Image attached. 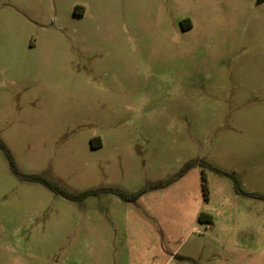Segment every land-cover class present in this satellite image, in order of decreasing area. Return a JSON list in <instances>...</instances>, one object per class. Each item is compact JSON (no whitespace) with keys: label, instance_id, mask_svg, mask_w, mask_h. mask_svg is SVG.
<instances>
[{"label":"rangeland","instance_id":"obj_1","mask_svg":"<svg viewBox=\"0 0 264 264\" xmlns=\"http://www.w3.org/2000/svg\"><path fill=\"white\" fill-rule=\"evenodd\" d=\"M0 139V264H264V0H0Z\"/></svg>","mask_w":264,"mask_h":264},{"label":"trees","instance_id":"obj_2","mask_svg":"<svg viewBox=\"0 0 264 264\" xmlns=\"http://www.w3.org/2000/svg\"><path fill=\"white\" fill-rule=\"evenodd\" d=\"M0 149H2L4 151V153L6 154V156L8 157V159L10 161L11 166L14 168V163H13L12 157H11L9 151L7 150L4 142L1 139H0ZM193 164H194V162L188 163L186 168H184L182 170V172L185 171V169H187L188 167H190ZM30 178H32L34 180H39V181L44 182L47 186H49L50 188L56 190L57 192H60L61 194H63L67 198H77V197H79L78 195H74L72 193H69V192L63 190L57 184H55L53 182H50L49 180L44 179L41 176L34 175V176H31ZM202 178H203V180H205L204 174L202 175ZM203 187H204L205 193L207 194L208 191H207V187H206L205 181H204ZM111 190L115 191L124 200H135L136 197H138V194H128L126 192L120 191V190L115 189V188L111 189ZM251 195H255V194L253 193ZM198 218H199L200 221H205L207 223H211L212 222V216L210 214H208V213L200 212Z\"/></svg>","mask_w":264,"mask_h":264}]
</instances>
